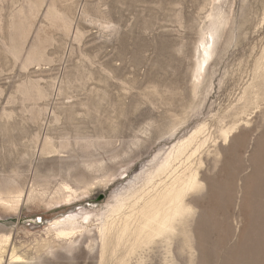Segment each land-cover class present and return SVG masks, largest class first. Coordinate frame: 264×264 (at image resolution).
<instances>
[{
	"label": "rangeland",
	"instance_id": "obj_1",
	"mask_svg": "<svg viewBox=\"0 0 264 264\" xmlns=\"http://www.w3.org/2000/svg\"><path fill=\"white\" fill-rule=\"evenodd\" d=\"M262 53L264 0H0L1 264H102L103 214L196 130L193 248L178 237L124 264H264ZM70 213L91 222L67 251L49 225Z\"/></svg>",
	"mask_w": 264,
	"mask_h": 264
},
{
	"label": "bare ground",
	"instance_id": "obj_2",
	"mask_svg": "<svg viewBox=\"0 0 264 264\" xmlns=\"http://www.w3.org/2000/svg\"><path fill=\"white\" fill-rule=\"evenodd\" d=\"M219 25H221V19L217 16L207 33L208 40L200 38L198 42L196 63L192 71L193 92L196 91L197 86L202 81L205 68L212 58L213 44L217 37ZM257 66L258 74L264 79V61ZM197 133H199L197 130L191 134L189 133L190 136L175 143L169 151L167 150L168 152L166 151L165 156L158 163L156 162L155 167L151 168L152 171L147 172L141 188L125 193L124 197L118 198L114 205L103 214L96 227V234L100 243L101 262H106L104 260L110 257L117 258L116 264H124L126 259L139 254L145 248L157 242L168 246L178 237L184 239L189 250L193 248L188 226L194 216V210L189 203V197L201 193L203 188L198 168H195L193 160L201 148V144L196 148L193 145ZM227 134L230 133H225L224 140L230 137ZM198 154L200 153L198 152ZM197 163L198 166H201V160L197 159ZM65 189L70 191V194L64 200L67 203L65 205H70L67 201L73 199L75 192L68 187H65ZM90 222V214L70 213L62 219H54L50 223L49 229L54 233L57 241L63 242L66 246L68 245L66 250L69 251L73 245L79 243V238H89L88 234L90 232L87 228ZM7 242V236L2 237L0 240V243ZM3 253L4 251L0 252V264ZM22 260L23 258L12 249L9 254V261L11 263H21Z\"/></svg>",
	"mask_w": 264,
	"mask_h": 264
}]
</instances>
